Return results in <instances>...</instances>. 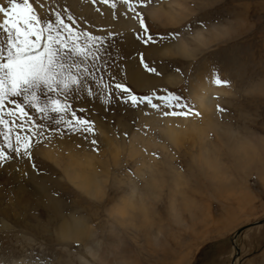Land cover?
<instances>
[{
  "label": "rangeland",
  "instance_id": "obj_1",
  "mask_svg": "<svg viewBox=\"0 0 264 264\" xmlns=\"http://www.w3.org/2000/svg\"><path fill=\"white\" fill-rule=\"evenodd\" d=\"M156 1L182 18L169 23L168 15L167 19L152 16L146 7ZM170 1L148 0L139 7L148 30L145 34L131 12L138 22L133 29L118 30L104 20V6L115 20L119 5L127 9L125 0L108 4L33 0L45 21H54L55 12L66 22L71 16L82 41L85 31L105 38L103 84L112 85L107 90L112 95L99 82L92 97L83 90L59 94L66 97L69 113L76 110L95 122L94 133L50 131L62 128L61 121L69 116L41 114L27 104V117H6L23 121L25 128L33 123L37 128L31 158L21 156L24 162L18 157L0 166V264H264V223L251 225L264 220V0H175L185 4L182 7ZM0 3L6 5L7 0ZM199 30L205 43H199ZM109 31L116 35L108 36ZM128 33L134 36L133 46L126 44ZM147 35L152 39L145 43ZM181 37L190 40L192 54L175 51ZM73 59L79 62L78 57ZM133 64L146 74L144 83L132 80ZM198 70L216 87L211 93L212 117L255 142L246 148V155L232 139L227 144L217 139L214 126L204 122L200 102L191 90ZM217 76L228 83L217 84ZM115 83L128 91L116 89ZM172 92L181 97L180 104L187 105L190 114L164 115L180 110L169 95ZM38 94L42 102L55 95L43 87ZM132 95L139 98L136 103ZM145 96H151V103ZM16 99L23 103V97ZM142 109L159 113L161 125L170 118L179 123L186 119L187 126H196L171 136L156 126V120L145 123ZM15 131L13 125V139ZM139 131L134 153L130 148ZM79 135L92 155L91 165L68 168V160L73 159L69 150L80 149L75 145ZM204 142L209 152L204 151ZM217 152L222 153L219 159ZM174 169L185 176L179 186L174 185ZM93 176L101 181L89 187L79 184ZM138 195L145 199L144 206L133 208L131 201L135 203ZM69 220L73 229L85 231L81 238L64 234L61 226ZM241 226L248 227L236 236ZM88 245L108 249L109 259L93 256Z\"/></svg>",
  "mask_w": 264,
  "mask_h": 264
},
{
  "label": "snow or ice",
  "instance_id": "obj_2",
  "mask_svg": "<svg viewBox=\"0 0 264 264\" xmlns=\"http://www.w3.org/2000/svg\"><path fill=\"white\" fill-rule=\"evenodd\" d=\"M108 2L109 0H102L104 4ZM93 3H96V0H93ZM125 3L128 11L147 34L143 13L138 9L147 4L148 0H125ZM111 7L116 8V4L112 3ZM0 15L3 16L0 20V33L3 34L0 37V129H3L0 131V139L3 141L0 143V166H2L21 156L31 158L34 144L33 129L37 128L34 123L25 128L23 121H14L6 117L13 114L27 117L25 111L27 104L41 114L54 112L61 116H69L67 120L61 121L62 128L50 131L60 132L63 129L67 132L83 130L94 133L95 122L77 115L76 110L69 113L70 105L66 97L59 94L62 91L83 90L92 97L96 94L95 87L98 82L106 91L112 85L103 84L104 70L107 66L102 63L101 50L105 38L85 31L82 33L84 35L82 41L81 33L77 32L71 16L66 22L61 13L55 12L54 21L52 19L45 21L39 15L33 0H7L6 5L0 3ZM107 35L114 37L116 33L109 31ZM151 39L152 37L147 35L144 42L148 43ZM73 57H78L79 62ZM149 70L156 71L154 68ZM215 82L228 83L219 76ZM41 87L55 95L42 102L38 94ZM114 87L128 91L126 86L120 83H115ZM107 95L110 97L111 91H107ZM169 95L176 99L175 107L180 110L165 112L164 115L190 114L187 105L180 104L181 97L174 92ZM17 97H23V103H18ZM138 99L135 95L131 96L133 103ZM143 99L148 103L152 100L151 96H145ZM152 107L156 108L158 105L152 104ZM13 125H16L14 139ZM36 135L41 133L37 132ZM91 143L95 145L96 141L93 139ZM32 167L35 168V164Z\"/></svg>",
  "mask_w": 264,
  "mask_h": 264
},
{
  "label": "bare ground",
  "instance_id": "obj_3",
  "mask_svg": "<svg viewBox=\"0 0 264 264\" xmlns=\"http://www.w3.org/2000/svg\"><path fill=\"white\" fill-rule=\"evenodd\" d=\"M169 3L170 4H173V3L179 4L181 7H182V5H185V4H182L180 1H175V0H172V2L170 1ZM118 7L120 9L122 8L121 10H124V11H120V9L117 8L118 9V17H117V19L114 20L113 17L111 16V12L112 11L110 10V8H108V6H104V11H105V14L107 16L106 19H104V20H106V22H108L110 26H112L113 28H116L118 30H122V28L133 29L134 27H136L138 25L137 24L138 22L133 19L132 14H130V12L126 8L123 9L124 7L122 5H119ZM146 10L152 16L153 15H155V16L156 15H159V16L166 17V19H167V15H168L169 18H168L167 22H169V23L177 22L178 20H180L182 18V14L181 13H178V12L175 13V11L174 12L173 11L171 12L169 9H167V6H164L163 4H161L160 1L159 2L156 1L153 4H150L149 6L146 7ZM183 10H185V9H183ZM197 33H198V35L200 37L199 38L200 39V42L199 43H205L204 42V38H203L204 36H203L202 32L199 30ZM195 36L197 37V35H195ZM126 40H127V43L126 44L130 43V45H132V46L134 45L135 40H134L133 34H129L128 33ZM179 40L180 41H179L177 47L174 48V49H176L175 51L181 52L182 54H186V53L187 54H192L193 48L190 46V44H191V43H189L190 40L188 41V39H186L185 37H181ZM194 41L196 42L195 39H194ZM130 70L132 71L131 72V78H132L133 81H135L136 83H144V81L146 79V74L142 70H140L139 67L136 64H133V67L131 66V69ZM205 74H203V70H198V72L195 74V76L192 77V81H191V90L193 91V94L195 95V98L200 102V106L202 107V110L204 112V122H206L209 125L214 126V129H216L217 139H219L221 142H225L224 144H227L226 142H228V141H230L232 139L233 142H237L236 143V145L238 146L237 148L239 150L240 149L241 150H244V152L243 151L242 152H243L244 155H246L248 153L247 151H249V150H246V148L251 144V142H254V141H252L251 138H248L247 139L246 138L247 136H243V134L241 135L238 132H235L234 130H231L230 128H224L223 126L220 125V121H218L216 117L215 118L212 117V114L210 113L209 109L212 106V102H213L214 98L211 96V93L212 92L214 93V91H216V87H214L212 85V82H211L212 80L209 77L205 76ZM218 90H221V89H218ZM141 114L143 115V118H144V122L145 123H148L150 121L156 120V123H157L156 126L157 127L159 126L161 128V130L165 134H168V135H171V136H176L179 132H186L187 130H190V129H193L194 130L193 127L196 126L195 124H191L190 125V123H189L190 126H187L188 124L186 125L185 124L186 122H184L186 119H183L182 120V123H179V122H181V120L179 121V120L170 119V118L165 119L164 124L161 125L159 113H156L155 111H152V113H151L148 110H145V109L143 110L142 109L141 110ZM158 120H159V122H158ZM153 122H155V121H153ZM201 126L202 125H200V127ZM139 134H140V131H139L138 135L134 136L133 145L130 148V151L131 152H134V153L137 152V147H136V145L134 143L138 142V139H139L138 136L141 135V134L140 135ZM77 137H78L77 138L78 141H77V143H75V145L80 146V149L81 150L78 147H77V152H74V150H72V149L69 150L68 155H69L70 158H73V159L72 160H68L69 161L67 163V165H69L68 168L72 164L74 165V167L77 166V164L91 165L90 163H91V159H92L91 156L92 155H90L89 153L87 154L85 148H83L87 144L86 141H85V139H84V136L79 135ZM261 142H264V141L261 140ZM142 143H144V142H142ZM212 145H213V143H212ZM236 145H234V146L236 147ZM216 146H217V144H216ZM209 148L210 147L207 144V142L206 143L204 142V145H203L204 151L209 152V150H210ZM218 150H220V148ZM215 154H216L215 155L216 158L219 159L220 158V154H222V153L217 152ZM19 158H20V162H22L23 161V158L22 157H19ZM209 160H210V158H209ZM212 162H213V160H212ZM148 168H149V165H148ZM80 170H81V168H80ZM174 170L175 171H173L174 172V174H173L174 175L173 180L175 181V184L174 183L173 184L176 185V186H179V185H181L180 184L181 183V179L184 180L185 179V176L181 172L177 171L176 169H174ZM75 171H76V169H75ZM143 171H144V168L141 170V173ZM80 173H81V171H80ZM92 173H94V172L92 171ZM89 174H90V172H89ZM27 175L28 176L30 175V176H33L34 177V174L33 173H27ZM90 179H91V181H90ZM98 180L99 179H95V176H93L92 178H86V179L84 178V180H81L80 183L79 182L78 183L81 186L87 187V185H88V187H89V184L93 186V184H91V183L96 182ZM100 181H98V182H100ZM147 182L148 181H146V183ZM89 189H93V187L88 188V190ZM137 190L138 189H136L134 191L135 192H139V194H144L143 192L140 193L141 191H139V190L137 191ZM94 191H96V190H94ZM134 194L132 193V195H134ZM146 195H148V197H149L150 194H146ZM144 200L145 199L142 198L141 195H138V198L135 201V203H134L133 200L131 201L134 204L133 208L134 207H137V206L139 207L140 204L144 206V203H145ZM146 201H147V199H146ZM141 210H145L146 211V208L143 207ZM145 213L146 212H144V214ZM72 225L73 224H72V222L70 220H69V222H65L64 225L61 226L62 227V230L63 231L65 230V233L63 231H62V233H64L65 235H67V237H77V238H81L83 236V234L85 233V231H81L80 232L79 229H73L72 227H75V226L74 225L72 226ZM90 237H93V234L92 233H90ZM102 251L103 250L100 251V249L96 248L94 245H88V252L90 254H92L93 256L94 255L95 256L97 255L101 260L107 261L109 259L108 258V253H110V252H109L108 249H105V251H103V252Z\"/></svg>",
  "mask_w": 264,
  "mask_h": 264
},
{
  "label": "water",
  "instance_id": "obj_4",
  "mask_svg": "<svg viewBox=\"0 0 264 264\" xmlns=\"http://www.w3.org/2000/svg\"><path fill=\"white\" fill-rule=\"evenodd\" d=\"M262 223H264V220H261V221H257V222H255V223H253V224H251V225H257V224H262ZM248 226H241L240 228H238L237 229V231H236V236H238L245 228H247ZM233 242H234V244H235V239L233 238ZM235 248H236V250H237V254H239V246L238 245H236L235 244ZM232 264H234V262L232 263Z\"/></svg>",
  "mask_w": 264,
  "mask_h": 264
}]
</instances>
